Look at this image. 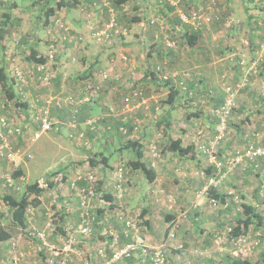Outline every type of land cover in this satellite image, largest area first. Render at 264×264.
I'll return each mask as SVG.
<instances>
[{
	"label": "crops",
	"instance_id": "crops-1",
	"mask_svg": "<svg viewBox=\"0 0 264 264\" xmlns=\"http://www.w3.org/2000/svg\"><path fill=\"white\" fill-rule=\"evenodd\" d=\"M94 1L97 0H76V5L69 8L52 6L54 13L49 17L48 26L54 25L55 18L60 17L64 11L65 18L70 15L67 23L72 30L64 32L68 34L70 41L54 59L55 64H51L50 85L55 82L57 88L60 84L63 87L68 86L69 93L75 97L76 105H65L62 107L64 109H56L57 106L54 108V105H50V113L61 127L62 124L67 125L66 121L76 112L75 108H79L78 119L82 122L72 125L68 120L70 126H67L71 135L74 134L73 140L58 141L62 142L59 148L65 149L64 153L70 152L61 159L66 160V163L54 167L47 180H38V183L41 180L46 183L41 186L43 190L38 196L40 204L27 211L25 226L17 225L10 218L11 212L2 198L8 193L18 195L22 189L21 180L17 181V190H10L8 181L1 174L2 170H6L7 160L0 159V264H51L53 253L50 246L59 248L69 236L76 240L75 253L66 264H88L89 261V264H99L102 256L97 249L102 248L105 255L110 256L112 249L132 239L134 231L127 227L126 218L133 215L141 217L151 230L154 220L158 221L161 230H155L157 234L164 231L167 233L173 228L171 231L176 230L182 242L192 243L198 237L204 238V245L209 244L215 232L212 233L213 229H210L207 234L202 227V222L205 227L209 224L206 222L209 214L204 212L206 208L201 205L198 208L190 207L194 199L192 196L207 185L215 172L223 171L227 167L233 170L226 174L224 187L221 189L226 188L224 191L227 193L239 191L241 196L244 195L243 201L253 204L264 214V156L256 162L247 161L243 169L242 165L233 166L234 159L229 153L235 145L230 142H224L221 146L223 162L216 163L209 159L210 162L206 164V151L202 149L211 147L207 132L216 127L217 119L213 109L224 100V85L228 81L237 82L243 73L249 75L247 86H250L239 97L236 116L242 125H237V132L244 134L242 141L246 137L249 143L253 139L254 142L257 140L264 145V87H261L264 80V0H251L256 5L253 10H250L248 0H241L244 17H236L238 10L233 6V0H218V21L212 27L205 24L197 30L194 29L197 41L193 45L181 41L180 36L184 35L188 26L176 24L177 13L182 10L190 12L196 6L208 11L213 0H169L173 3L163 7L158 6V0H127L118 9V13L122 20L126 18L131 21V25L134 23V30L126 33L127 36L118 43L105 44L99 48L94 44L96 41L90 36L87 25L89 21L102 25L106 15L94 8ZM133 16H141V19L132 21ZM153 17L159 19L161 28L149 23ZM82 33H85L86 41L77 42L76 37ZM172 33L180 37V42L175 48L168 49L163 44L164 37L158 39V36L168 37ZM49 34L50 38L54 37L53 33ZM33 41L35 44L41 43L35 39ZM37 48L40 50L39 46ZM74 56L78 57L76 61L72 60ZM159 64H164L171 72L170 83H161L151 73ZM44 65L48 67L49 61ZM106 72L110 73L107 78L104 77ZM182 82L189 89L183 88ZM90 84L98 86V90L89 92ZM173 84L180 91L171 96L170 86ZM13 87L16 89L15 85ZM30 87L26 86V90L22 91L26 94ZM15 94V98L20 101L22 98H18L16 92ZM34 94L36 95L33 98L21 101L28 105H19L20 114L27 116L25 110L32 104L35 109L45 105L43 98L61 96L59 92L55 95L50 92L48 98L40 97L36 92ZM100 116L106 122L100 123L104 120L101 119L96 131L88 129V120ZM29 120L19 123L30 128L33 123ZM252 126L249 133L243 132ZM121 127L126 131L118 129ZM0 128L2 129L1 126ZM56 131H60V128ZM83 131L84 136L91 138V141L92 138L99 137L100 140L105 137L107 142H88L87 139L81 141L78 137L83 135ZM126 132L128 133L125 134ZM234 135L236 134H232L230 138L233 139ZM137 138L143 146V160L154 169L153 180L141 169L126 167L127 162L136 159L132 157L131 150L137 154L134 147H128L130 142L127 141ZM178 138L182 140V146H192L188 154L181 155L167 148L171 139ZM237 140L238 138L235 142ZM24 144L25 142L17 140L14 147L24 148ZM110 145H115L119 153L118 167H111L109 159L105 158L104 149ZM153 147L158 148V156L153 155ZM229 147L232 149H228ZM92 154L97 156L95 165L88 160ZM26 159L22 163H26ZM120 167L124 168L122 172L119 171ZM90 175L95 179L96 194L99 197H95L94 202L91 200V212H95L96 216L93 215L90 232L83 234L80 231L82 207L79 191L91 184ZM120 180L126 190L122 197L117 196L116 190ZM145 181L151 185L150 191L146 193L148 200L142 192ZM215 189L220 192L219 186ZM172 193L175 195L173 200L170 197ZM141 196L146 199L144 205L139 203L138 207L132 206V201L141 202ZM211 200L215 201V198ZM229 208L230 212H234L232 206L226 209ZM222 211L224 210L220 208L218 214L211 215L214 222L212 226L217 232L225 225L221 221ZM240 215H243V210ZM37 230L45 232V240L49 246H44L42 240L35 235ZM110 230L115 232V238L109 235ZM147 231L145 233H149ZM2 235L9 237L1 239ZM152 236L149 234L148 239ZM164 236L160 244H166L159 247L166 253V264H200L189 247L177 249L174 242H165L168 240ZM261 250L262 253L264 250ZM153 257L152 251L146 254L138 250L131 259L115 264H154Z\"/></svg>",
	"mask_w": 264,
	"mask_h": 264
},
{
	"label": "rangeland",
	"instance_id": "rangeland-1",
	"mask_svg": "<svg viewBox=\"0 0 264 264\" xmlns=\"http://www.w3.org/2000/svg\"><path fill=\"white\" fill-rule=\"evenodd\" d=\"M1 1L2 0H0V7H1L2 11L8 9L12 5H15V3H16V7H15V10L14 9L12 10V18H11L12 20L10 21L11 26H9V28H8V34L5 36L3 41H0V66H2V65L7 66V70L9 71V77L14 78L13 79L14 82L10 80V83H13L12 85L16 86L15 87L16 89H14V90L17 93L18 98H22V99H20V101L16 98L11 100V102H9L10 105L7 104L8 105L7 111L5 113H3L2 111L0 112V118L2 116H13L14 119L16 120V125L18 127H23L26 130V132L23 130L20 134L17 135L20 139V142H32L29 134L33 135L37 126H35V124H32L30 126V128H29V126L24 127V125L20 124L19 122H22V121H25L28 119H34V117L38 113V108L35 109L33 107V104H32V106H30V108L25 110L28 115L24 116V115L20 114L21 106L17 105L16 101L21 102V101H25V99H27L29 97L33 98L36 95V94H34L35 92L38 93V95H40V97H47V95L50 92L53 93V95H55L58 92L61 96L67 95L69 93V90H68V86L63 87L61 84L57 88L55 82H54V84L50 85V80H52L50 78V76L52 74L51 64L54 63V60H52L50 58L48 67L47 66L44 67L45 65H39L36 63L34 64L33 62L29 61L28 56H29L33 47L37 48L39 46L40 50H47L45 52L49 53V48H50L51 44L54 43V44L60 45L63 49L64 45L70 41L68 39H65L64 40L65 42H62L63 41L62 38L65 36L64 30H66V29L72 30V29H69V27H68L69 24L67 23L68 19L70 18L69 17L70 15L67 18H65L63 16V14L65 13L64 11L59 15L61 17L62 23L65 25L66 29L64 27H62V23L59 21L52 26H48L49 24L45 23V20L47 19L46 11L50 6H56L57 5V0H5L6 1L5 5L3 3H1ZM242 1H244V0H242ZM242 1L241 0H233V6L236 8V10H238V13L236 12L237 13L236 17H238V16L244 17V9L242 10V3H241ZM248 2L250 5V10H253L256 7V5L251 0H248ZM218 6H219L218 0H213L209 4L210 8H208V11H206L203 8H200L202 10L201 12L206 17H209L211 19V21H209V23H206L207 26H209V27H212V25L215 24V21H218V17H219ZM72 9H75V8H72ZM194 9H196V7H193L191 9V12ZM67 10H69V9H67ZM127 10L129 11V9H127ZM2 11H0V13ZM128 14H130V13H128ZM56 18H55V20H56ZM119 24L123 28H126V29L128 28L127 34L131 33V31L134 30V29H132L134 27V23L131 25V21L129 19H126V18L123 20L120 19ZM152 25H154V24H152ZM88 26H91V25H89V23H88ZM88 26H87V29L89 30ZM128 26L129 27L131 26V29ZM120 29L121 28H118L117 32H120ZM122 31H124V30L121 29V32ZM50 32L54 34V37L52 36V38H50L51 37V35L49 34ZM36 33L39 34V37H35V40H37L38 42H41L39 44L38 43L35 44L33 39H31L33 35H36ZM82 34L85 35V33H82ZM118 34L117 35L114 34L107 41L104 40L106 38L97 39L96 43H94V44L98 48L100 46L105 45V44L112 45V44L118 43L119 40H122L127 36L126 32L124 34H121V33H120V35H118ZM23 35H27V38H22ZM56 36H58V37H56ZM85 41H86V36H85L84 40H80L81 43L85 42ZM77 59H78V57H77ZM35 66L38 69H40V71H42V73L38 74L37 72H39V70ZM17 72L23 73L25 78L28 81L26 80L27 81L26 83H22L19 80L15 79L17 77ZM107 73L110 75L109 72H107ZM246 74H247V72H246ZM27 76H29V77H27ZM104 77H105V74H104ZM248 78H249V75L246 76L245 73H243L241 75V79H239L237 82L236 81L235 82L234 81H228L227 84L224 85V90L226 93H227L226 88L228 86H233L235 88V91H236L235 104H236V106L232 110V114L229 116V119H228L227 136L221 142H219L218 144L213 143L214 138H215L216 133H217L216 128H217L218 122L216 123V127H213V129L211 131L207 132L210 136L208 142H209V145L212 147H210L211 148L210 152L209 151L207 153L205 152L206 159L204 162L206 164L210 162L209 159L214 160L216 163L217 162H223V158L221 156L220 149L222 148L221 146H223L224 142H230L231 144L235 145L232 147L233 149L231 147L228 148L230 150L232 149V151L229 153L231 155H229V156H231L234 159L233 162L235 163V165H233V166L241 167V165H242L243 169H244L245 168L244 164L247 161L256 162V160H258V158L255 160H251V159L246 158L245 156H241L243 153V150L246 148L249 141H247L246 137H244L245 139L242 141L241 138H243L244 134L241 131L237 132V125L241 126L242 124L241 123L239 124V122H238L239 120H238V117L236 116L237 115L236 110L239 107V103H240L239 97H240L241 93L245 92L246 89L249 88V86H250V85L247 86V81L249 80ZM100 82H102V81H100ZM233 83H235V84H233ZM26 86H31L29 88L31 90L28 89L27 90L28 93L25 94V92L22 90H26ZM261 87H264V80H263ZM100 88L101 87H99V89ZM92 92H95V91L92 90ZM39 93H41V94H39ZM226 93H225V96L227 95ZM4 96H5V92H3L2 88L0 87V106H1V108H3V106L6 104L5 103L6 100L4 99ZM19 96H21V97H19ZM225 96H224V100H223L222 104L225 101ZM43 99L46 102L48 100L46 98H43ZM31 101H33V99H31ZM49 102H50V100H49ZM195 102L200 104V102L197 100ZM222 104H220L218 107H220ZM41 106H43V105H41ZM192 107L195 108L194 105ZM215 109L216 108H214L213 110H215ZM92 118H96V117H92ZM68 120L66 121V123H67V125L70 126ZM95 124H98V122H96ZM67 125L62 124V126L60 127V125L58 123V124H55V126L52 130L42 132L41 136L36 139V142L32 143L28 148V152H30L32 156L30 158L26 159V160H28L26 163L23 162L22 164H20V166H19L20 168L18 167L17 169H15V167L13 166V164L11 162L6 161V163H7L6 170H4V171L2 170L1 174L4 175L6 180L8 181L7 186H9V189L14 190V191L17 190L16 189L17 184H18L17 181L21 180L22 189L19 191L18 195H15V196L20 197L23 194V192L26 190L27 184L36 183L40 179H46L47 180V177L50 175L49 173L51 172V170L54 167H58L59 164H62V163L65 164L66 163V160L61 161V159L66 153H70V152L64 153L65 149L59 148V147H60V144L62 142H65V140H67V141L73 140L74 134L71 135V130L69 131V127ZM232 125H234V127H232ZM94 126L95 125H93L92 127H94ZM58 128H60V131H56ZM252 128H253V126L251 128H249L248 130L244 129L243 132L249 133V130H252ZM27 130H28L29 134H28ZM84 131H85V129H84ZM84 131H83V133H85ZM3 132L4 131L0 128V134ZM232 134H236V135H234L233 139H232V137L230 138V136ZM196 135H200V133H196ZM98 138L97 139L92 138V141H91V138H89L87 136L86 137H78V139L81 141H84V139H87L88 142L89 141L90 142H98V143L107 142L106 139H104L105 137H102L100 140ZM236 138H238L237 142H235ZM58 141H62V142H58ZM191 141H192V139H191ZM153 142H155V141H153ZM250 143H254L255 145L264 147L263 143L258 142L257 140H255V142H254L253 139H250ZM98 146H100V145H98ZM74 153H77V151L74 150ZM74 153L72 152V154H74ZM104 153H105V155L108 156L111 167L112 166L118 167L117 161H118L119 153L116 150V146L115 145L108 146V148L104 149ZM131 154H132V157H134V158L137 157V155L133 152V150H131ZM0 159H2V158H0ZM228 164H231V163H228ZM218 167H221V165H218ZM19 169H21L24 172L23 176H19V177H21L20 179L14 178L13 177L14 172H16ZM123 170H124V168H123ZM232 170L233 169L227 167V169H225L223 171L215 172L213 174V177L210 178V181H208L207 185H204L203 187H201V189H199L194 194V196H192V198L194 197V199L192 202L193 204H191L190 207L198 208L201 205L204 208H206V210H204V212H207V214H209V215H207L208 217L205 216L208 219V221H206V222L209 224H207V226L205 227V223L202 222V224L204 225L202 227L205 228V230L207 231V234H209L208 230H210V229H213V230H211V231H213L212 233L215 232L214 235H212V239L210 240L209 244L204 245L203 244L204 238L199 239L198 237L194 238V241L192 243H187L185 241L182 242V239H180L176 230L171 231V229H173V228H171L169 230L171 232H174L173 237H171V235L168 234L169 231L166 233L164 230H163L164 232L157 234L155 232V230L160 231L161 228L158 224V221H155V220L153 222V226H152L153 231H152L151 227L148 229L146 224L143 223L144 220L141 217H138V216L136 217V215H133L132 217L127 218V219L135 220L138 223L140 229L142 230V234H143L142 237L144 239V243L147 246H149L148 247L149 250H151V248L155 247V246H159V245H161L163 247L165 246L166 243H164V242L160 244V242L164 236V233H165L166 234L165 236H167V237H165V236L164 237L168 239V241H166V242H169L168 244H171V242H174L175 243L174 246L178 247V245H182L183 247L181 248V250L189 247V250L194 251V253L196 254L195 257L197 258V262H200V264H224L226 262V259L228 256H231V257L237 256V257H242L244 259H250L253 261V264L254 263L258 264L259 258L261 255V251H262L261 248L264 249V240H262V242L261 241L259 242V239H260L258 236L259 232H256L255 229H252L248 235L247 241H245L239 245L234 244V242L231 240V237L229 235V227L228 226H230V223H232V222L234 223V215L235 214H241L242 210H243L241 193H239V191L227 193L224 191L226 188L221 189V187L222 188L224 187V183H225L224 181L226 180V177H227L226 174H229ZM120 172H122V171H120ZM199 177H200V175H199ZM208 184H211V185L209 186ZM211 186H214V187L219 186L220 192H218V193L225 194L227 202L224 203L220 199H215V201L211 200L212 195H211V193H209ZM150 187H151L150 183L145 181L144 182V188L142 191L145 194V197H146V193L148 191H150V189H151ZM215 190L218 191L217 189H215ZM7 191H9V190H7ZM206 192H208V193H206ZM120 195H121V193H120ZM95 197H99V196L97 194H95V196L92 199L93 202H94ZM170 197H171V200H173L172 198H174L175 195L172 193V196H170ZM146 199H147V197H146ZM146 199H143V197L141 196V202H140V200L138 202L132 201L131 205L137 206V205H139V203L141 205H144V203L146 202ZM168 202L170 203L169 200H168ZM228 206L229 207L232 206L234 212L226 211V208ZM220 208H221V210H224L221 212L222 218H223V220H221V221H224L225 225L223 228H220V230L217 232V229L212 226L214 223V222H212V220H213L212 216L214 214H218V209H220ZM237 212H239V213H237ZM91 213L93 215H95V212H91ZM183 218H185V217H183ZM198 225H200V224H198ZM147 230H149V233H145ZM263 231H264V229H263ZM263 231L261 233H263ZM171 232H169V233H171ZM149 234L153 235L152 236L153 238L151 237L150 239H148ZM255 242H258V244H256ZM166 262H167V260L165 258L164 264H166Z\"/></svg>",
	"mask_w": 264,
	"mask_h": 264
},
{
	"label": "built area",
	"instance_id": "built-area-1",
	"mask_svg": "<svg viewBox=\"0 0 264 264\" xmlns=\"http://www.w3.org/2000/svg\"><path fill=\"white\" fill-rule=\"evenodd\" d=\"M164 1V0H160ZM172 1V0H170ZM173 3V2H172ZM105 5H109V2L104 0ZM110 10V19L105 21L102 25H96L93 24V22L89 21V32L90 36L97 41V39L106 38L104 40H109L111 36L114 34H124L127 33V29L120 26L119 21L116 18L115 10L113 8H109ZM200 8H196L192 10L191 15H188L184 11H180V17H182L183 20L188 21L194 25L195 28H200L206 23H209L211 19L209 17H206L202 12ZM90 16V14H89ZM158 18L153 17L151 23L157 22ZM62 23L61 17L56 18L55 23L57 22ZM62 27H65V25L62 23ZM121 28L124 31L117 32V29ZM68 32V29L64 30ZM68 34L65 33V36L62 38V42H65V39H68ZM85 35L79 34L76 37V41L80 42V40H84ZM62 47L58 44H51L49 48V56L52 60H54L56 57V54L60 52ZM77 57H73L72 60L76 61ZM109 74L105 73V78H107ZM17 77L20 82L26 83L28 80L25 78L24 74L21 72H17ZM27 80V81H26ZM89 92L94 90L95 92L98 90V86H94L90 84L88 86ZM227 95L225 96L224 103L213 110L214 115L218 119L217 128H216V136L214 138L213 143L218 144L221 142L226 136L228 131V119L229 116L232 113V109L235 105V95L236 91L233 86H228L226 88ZM63 96V97H62ZM58 97H52L49 98L45 105L41 106L38 109L37 115L34 117V119H30L29 122L35 124L36 130L33 135L28 134L30 136V139L32 142H25L24 148H15L14 142L19 141V137L17 136L20 134L23 130L26 132V130L23 127H18L16 125V120L14 117L10 116H2L1 117V124L6 128V130L0 134V158L6 159L7 161L11 162L15 169H17L22 161H24L26 158H30L32 155L30 152H28V146L34 142H36V139L41 136V133L44 131H50L54 128L56 124L55 118L50 113V105L55 106H65V105H76V100L74 95L71 93H68L67 96L62 95ZM50 100V102H49ZM76 107V106H75ZM75 111L77 112V108H75ZM100 120L99 118H90L88 120L89 125H95L96 121ZM77 119L71 120L70 123L72 125L77 124ZM25 127V126H24ZM122 130L126 131L124 127H121ZM82 136H84V133L82 132ZM212 147V146H211ZM204 151L210 152L211 148H203ZM152 152L154 156H158L159 152L156 150V147L152 148ZM239 152V151H238ZM241 156H245L248 159L255 160L261 156H264V147L255 145L254 143H249L246 148L243 150V153ZM119 171H123V168L120 167ZM89 179L92 181L89 186L82 187L79 191V195L81 197V207H82V222L80 224V231L83 234L90 232V224L94 220V216L91 213V200L96 194V188H95V179L92 175L89 176ZM46 183V181L41 180L39 182V186H43ZM117 187H121V184L118 183ZM127 227L131 228L134 231V235L131 240L125 242L124 244L112 249V254L110 256L105 255V251H103L102 248L97 249V251L101 254L102 260L100 264H115L117 262L123 261L124 259L128 257H132L138 249H141V251H144V253L149 254L151 251L154 253V262L155 264H164L165 263V254L164 251H162L161 247L155 246L152 247L151 250L148 249L149 246H147L144 243V239L142 237V230L140 229L138 223L135 220H126ZM115 232L110 231V235L114 236ZM171 237L174 236V232L169 233ZM35 235L39 237L44 246H49L47 241L45 240V232L42 230H37L35 232ZM115 238V236H114ZM248 238L246 237H240L234 244L239 245L245 241H247ZM168 240V239H167ZM76 240L69 236L65 239L63 244L59 248H52L50 246V250L53 253V256L50 260L51 264H55V262H59L60 264H66L68 260L72 257V254L75 253L74 247H75ZM257 243V242H255ZM178 247H181V245H178ZM89 264V262H88Z\"/></svg>",
	"mask_w": 264,
	"mask_h": 264
},
{
	"label": "trees",
	"instance_id": "trees-1",
	"mask_svg": "<svg viewBox=\"0 0 264 264\" xmlns=\"http://www.w3.org/2000/svg\"><path fill=\"white\" fill-rule=\"evenodd\" d=\"M75 1H72V0H57V7H63L64 6V7L69 8V7H72V6L76 5ZM107 1L109 2V5H105L104 4V0L94 1L93 3H95V2L96 3L94 5L92 3V5L94 6L95 9L102 11V12L99 11V13H102V15H106V18H105L106 20L105 21L110 19V13L111 12H110L109 8H113L115 10L116 18L119 21L121 18H120V14L118 13V11H119L118 9L121 8V5L123 3H125L127 0H107ZM5 2H6L5 0L1 1V3H3L4 5H5ZM167 4L171 5L172 3L169 0H164V1L158 0V6L159 7L166 6ZM15 7H16V3H15V5L10 6L8 9H6L4 11H2L1 7H0V11H2L0 13V41H3L5 36L8 34V28H9V26H11L10 25V21L12 20L11 19L12 18V10L13 9L15 10ZM98 7H99V9H98ZM196 7H199V6H196ZM52 11H53V7L52 6L49 7L47 9V11H46V16H47V19L45 20L46 24H49V17L54 13ZM91 11L93 12V10H91ZM183 11L185 13H187L188 15H191V11L190 12H188L186 10H183ZM177 15H178V17H177L176 24L178 26L179 25L182 26L184 24L186 26H188V28L185 29L184 35L180 36L181 37V41L188 42V43H190L192 45L195 44L196 41H197V34L194 31L199 29V27L195 28L192 23L183 20L182 17H180V12L177 13ZM134 16H137V15H134ZM134 16L132 18V21H139L141 19V16H138V18H136ZM151 20H152V18L149 21V23L151 25L152 24H154L153 26L158 25L161 28L162 24H161V22H159V19L155 23H151L152 22ZM35 37H39V34L36 33V35H33L31 39H35ZM160 37H162V38L164 37L165 42L163 44L168 49L175 48L176 46H178V44L180 42V37H177L175 35V33L170 34V36H168V37H165L164 35H159L158 39H160ZM22 38H27V35H23ZM58 54L59 53L56 54V56H55L56 58L58 57ZM28 60L33 62L34 64L36 63V64H39V65H44L50 60V56H49V54L47 52H43V51L41 52L38 48L33 47L31 52H30V54H29V56H28ZM38 73L40 74V73H42V71L39 70ZM151 73L156 75V78L161 80V83H165L166 84V83H170L171 82L172 74L166 68V66L164 64L163 65L159 64V65L155 66ZM16 78L18 79V77H16ZM10 80L13 81V78L9 77V71L7 70V66L6 65L5 66H3V65L0 66V87L2 88L3 92H5L4 99L6 100L5 101V103H6L5 105L6 106L4 105L3 108H1V106H0V112L2 111L3 113H5L7 111V107H8V105H10L9 102H11V100L15 99V97H16L15 90H14V87L12 85L13 83H10ZM182 83H181V85L183 86V88L189 89L187 86H185L186 85L185 83H183V84ZM170 87H171V91H172L171 92V96L175 95V93H178L180 91L179 88L175 89L177 86L174 85V84L172 86H170ZM143 91H145V90H143ZM19 97H21V96H19ZM171 101H173V99H171ZM16 104L17 105H22V106L28 105V104H26V102H19V101H16ZM235 106H236V104L234 105V107ZM53 107L55 108V105ZM62 107H60V106L58 107L57 106L56 109H64ZM234 107H233V109H234ZM216 108H218V107H216ZM79 111L80 110L78 108L77 112L72 113V116H71L69 121H71L73 119H77V125H79L82 122V121H80V119H78ZM10 117H13V116H10ZM101 119H104V117L100 116V120ZM216 119H217V117H216ZM100 120H98L96 122L99 123ZM104 122H106L105 119L102 122H100V123L104 124ZM217 122H218V119H217ZM0 126L2 127L3 131L6 130V128L1 124V118H0ZM89 127H88V129H90V130L92 129L94 131H96L99 128L97 124H95L94 127H92V125H89ZM113 129H115V128H113ZM118 129H121V128H118ZM127 133L128 132H126L125 134H127ZM83 137H85V136H83ZM19 141H20V139H19ZM139 141H140L139 138H137V139H129L127 141V142H130V143L127 144L128 147L129 146L130 147H134V149L137 151V154H136L137 157H136V159L127 162V166L126 167H129L130 169H141V170L144 171V173L147 175V177L149 179L153 180L154 177H155L154 169L151 166H149L150 163L148 165V164H146V161L143 160V157H144L143 146L139 143ZM169 142H171V143L169 144V146L167 148L170 151L178 152L181 155H186V154H188L191 151L192 146H186V147L182 146V140L180 138L174 139V140L171 139ZM156 150L159 152L158 148H156ZM90 157H89L88 160H90V162L93 165H95L96 164L95 163L96 162V158H97L96 154H92ZM261 157H263V156H261ZM105 158L107 159L108 156L106 155ZM100 160H102V159H100ZM22 172L23 171L21 169L17 170L16 172H14L13 177L14 178H18L22 174ZM118 183L121 184V187H117V185H116V190H117V193H118L117 196L118 197H122L126 190H125L121 180L118 181ZM42 190H43L42 187H40L39 183L36 182V183L27 184L26 190L23 192V194L20 197L15 196V195H11L9 193L8 194H4L2 196L3 200L7 203L8 207H9V212H11V214L9 215L10 218H12L13 221L15 223H17V225L25 226V220H26L27 211H28V209L30 207L32 208L33 206H38L40 204V200L38 199V196L41 194ZM120 193H121V195H120ZM209 193H211V195H212L211 198L220 199L224 203L227 202L226 201V195L218 193L215 190L214 186H211V189H210ZM243 198H244V195L241 196V199H243ZM242 206H243V215L235 214L234 215V223L232 222V223H230V226H228L229 227V235L231 237V240L235 243L240 237L248 238V235H249L250 231L252 229H255V231L259 232L258 233V236L260 238L259 242L262 241L264 239V231H263V229H264V214L262 212L258 211V208L256 206H254L251 203H247V202H245L243 200H242ZM226 210L230 212V208L226 209ZM237 213H239V212H237ZM126 220H127V218H126ZM253 225H254V227L251 228ZM261 226L263 228H261ZM0 230H2V226H0ZM110 231H112V230H110ZM262 231H263V233H261ZM169 232H168V234H169ZM110 236H112V235H110ZM2 237L3 238H1V239H5V238H8L9 235L7 237L2 235ZM256 244H258V242ZM175 247L177 249H181L183 246L181 245V247H177V246H175ZM162 251H163V249H162ZM164 254H165V258H166L165 251H164ZM132 257H128V258H126L124 260L131 259ZM224 264H253V261L250 260V259H244L242 257H237V256H232L231 257V256H228L227 259H226V262ZM254 264H256V263H254ZM258 264H264V251L261 253V257L259 258Z\"/></svg>",
	"mask_w": 264,
	"mask_h": 264
}]
</instances>
